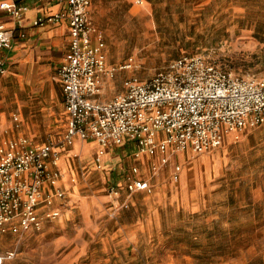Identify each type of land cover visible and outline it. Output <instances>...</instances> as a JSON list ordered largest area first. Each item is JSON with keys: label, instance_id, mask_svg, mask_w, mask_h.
Here are the masks:
<instances>
[{"label": "rangeland", "instance_id": "1", "mask_svg": "<svg viewBox=\"0 0 264 264\" xmlns=\"http://www.w3.org/2000/svg\"><path fill=\"white\" fill-rule=\"evenodd\" d=\"M115 2L99 24L106 64L115 68L100 100L122 92L128 77L147 80L185 55L201 54L238 76L264 74V0ZM54 85L49 119L38 96L9 106L0 91L7 112L0 146L26 137L67 154L74 138L64 140L66 114ZM232 136L208 152L179 153L177 181L173 162L153 171L156 156L118 148L104 162L68 155L58 215L42 214L39 229L0 231L1 264H264V124ZM127 177L144 179L149 190L128 191Z\"/></svg>", "mask_w": 264, "mask_h": 264}, {"label": "built area", "instance_id": "2", "mask_svg": "<svg viewBox=\"0 0 264 264\" xmlns=\"http://www.w3.org/2000/svg\"><path fill=\"white\" fill-rule=\"evenodd\" d=\"M65 2L63 10L39 15L34 24L65 20L68 25V54L57 70L67 113L66 142L94 140L99 155L131 142L133 157H157L153 171L173 162L171 179L177 181L179 153L208 152L229 134L264 124V74L238 76L201 54L178 57L147 80L128 77L124 91L100 100L105 78L115 68L106 64L103 38L89 14L91 0ZM0 9L19 21L25 8L16 0H1ZM15 32V26L0 24V51L13 47ZM5 71L2 56L0 75ZM55 153L52 143L34 144L26 137L0 146V231L39 229L42 214L58 215L54 200H61L64 191ZM124 183L128 191L149 190L141 178L127 177Z\"/></svg>", "mask_w": 264, "mask_h": 264}, {"label": "crops", "instance_id": "3", "mask_svg": "<svg viewBox=\"0 0 264 264\" xmlns=\"http://www.w3.org/2000/svg\"><path fill=\"white\" fill-rule=\"evenodd\" d=\"M1 1V0H0ZM24 6L20 20H15L8 12L0 9V24L7 27H16L13 47L10 50L0 51V57L6 58V71L0 75L3 86L0 91L10 97L9 106L18 104L24 107L27 101L20 96L36 95L39 98L40 112L49 119L54 112L51 103L54 101L55 85L58 81L57 70L68 54L69 30L65 20L46 25H35L34 21L39 15H49L65 8V0H16ZM120 6L115 0H91L89 14L99 30L103 16L109 13L110 6ZM101 29L98 31L100 34ZM25 35L22 36L21 34ZM96 35L92 36L95 40ZM60 85V82H59ZM124 91V90H123ZM60 99H57V108L67 113L64 108L62 89L60 85ZM7 123V112L0 111V133ZM43 144V143H42ZM67 154L58 156L57 168L62 170V181L66 182V159L68 155H79L84 159L93 154L95 161H106L117 156L113 151L120 149L121 153H129L134 146L131 142L107 148L103 154H98V146L94 140H81L75 137L68 144ZM60 180V179H59ZM73 180V179H72Z\"/></svg>", "mask_w": 264, "mask_h": 264}, {"label": "bare ground", "instance_id": "4", "mask_svg": "<svg viewBox=\"0 0 264 264\" xmlns=\"http://www.w3.org/2000/svg\"><path fill=\"white\" fill-rule=\"evenodd\" d=\"M233 135V133L232 134H229V136L231 137ZM233 137V136H232ZM59 159V158H58ZM57 162H58V160H57Z\"/></svg>", "mask_w": 264, "mask_h": 264}]
</instances>
